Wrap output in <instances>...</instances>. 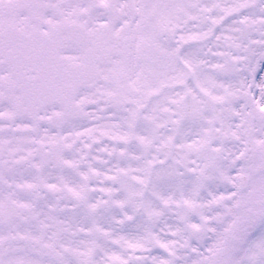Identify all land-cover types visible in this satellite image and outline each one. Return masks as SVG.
I'll list each match as a JSON object with an SVG mask.
<instances>
[{
    "label": "snow or ice",
    "instance_id": "6c2138e0",
    "mask_svg": "<svg viewBox=\"0 0 264 264\" xmlns=\"http://www.w3.org/2000/svg\"><path fill=\"white\" fill-rule=\"evenodd\" d=\"M0 264H264V0H0Z\"/></svg>",
    "mask_w": 264,
    "mask_h": 264
}]
</instances>
